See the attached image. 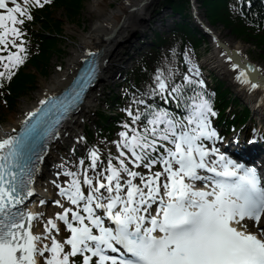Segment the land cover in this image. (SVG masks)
I'll use <instances>...</instances> for the list:
<instances>
[{
  "label": "snow or ice",
  "instance_id": "snow-or-ice-1",
  "mask_svg": "<svg viewBox=\"0 0 264 264\" xmlns=\"http://www.w3.org/2000/svg\"><path fill=\"white\" fill-rule=\"evenodd\" d=\"M49 3L0 0V88L25 62L23 25L33 9ZM222 55L234 61L233 54ZM185 60L191 75L183 74L182 82H175L178 68H157L154 86L133 94L125 109L129 120L114 142L116 156L109 152L105 162L92 148L78 165L56 173L69 178L66 186L57 184L68 206L54 201L62 211L45 221L43 233L32 230L42 217L21 206L33 195L39 163L84 88L73 103L41 100L17 135L0 139V264H264V229L253 233L243 223L259 224L264 217V186L254 168L216 146L221 137L211 117L217 113L193 87L202 89L203 81L193 78L199 70ZM232 68L240 69L238 81L258 87L250 76L254 68L235 61ZM94 77L90 72L89 81ZM155 97L182 112L158 105ZM58 222L69 233L63 241Z\"/></svg>",
  "mask_w": 264,
  "mask_h": 264
},
{
  "label": "bare ground",
  "instance_id": "bare-ground-1",
  "mask_svg": "<svg viewBox=\"0 0 264 264\" xmlns=\"http://www.w3.org/2000/svg\"><path fill=\"white\" fill-rule=\"evenodd\" d=\"M158 0H103L98 1L90 5L85 12V15L88 13L89 22H93V26L87 27L81 31L74 30L72 28L68 29V32L72 36H77L79 49L82 51H95L100 50L101 59L104 61L102 68V73L100 74L99 81L96 85V90L93 93H90L87 97L86 103L79 109L78 113L70 118V120L65 124L63 131L61 132L60 139L57 140L55 148L59 149L61 144L67 142L73 135V133L83 127L89 118L90 113V104L97 101L94 93H97L101 90V86L106 84H113L112 76L116 70L123 69L126 66L124 63L125 56L133 48V42L131 41L135 33L139 32L144 36V30L147 29V24L153 19L150 8L153 7ZM117 3V7L114 9V4ZM144 4V5H143ZM87 21V20H85ZM119 26V27H118ZM118 27V29H116ZM214 40L223 41L227 47L231 50L240 51L241 55L245 58H248L246 55L247 50H249L246 44L241 40H237L231 34L224 29H211ZM228 35V36H227ZM79 50L74 51V55L70 57L68 61L67 68L70 67V62L74 56L79 54ZM223 51L217 48H214L211 53V60L218 63L219 73L229 79L232 82L234 77L231 72L226 68L227 59L226 56L222 55ZM231 64H229L230 66ZM78 65H76L77 67ZM124 66V67H123ZM262 73L264 74V65L258 64ZM119 69V70H120ZM71 70L70 68L67 69ZM72 72H75V67L72 68ZM66 75L65 73L56 74L52 77L51 82L43 83L40 90L38 91V97L47 96V94L60 92L66 84L68 85L71 81L72 76L67 77V81L62 78ZM60 84V85H59ZM59 85V86H58ZM48 87V88H47ZM54 89V91H52ZM238 90V89H237ZM241 92V90H239ZM109 100L112 99V96L108 97ZM28 101L24 100L19 104L21 108L19 113L27 111L32 105L25 104ZM89 103V105H88ZM24 104V106H22ZM16 114V113H15ZM1 120V119H0ZM19 120V119H18ZM14 119V115L10 117L9 123L4 127V130H12L17 128V122ZM99 124V127H105L104 121H92ZM91 122V123H92ZM50 159L47 158L44 160L43 171L37 174L35 183L36 192L40 188L39 183L43 179V172L48 169L50 165ZM47 173V172H46Z\"/></svg>",
  "mask_w": 264,
  "mask_h": 264
},
{
  "label": "trees",
  "instance_id": "trees-1",
  "mask_svg": "<svg viewBox=\"0 0 264 264\" xmlns=\"http://www.w3.org/2000/svg\"><path fill=\"white\" fill-rule=\"evenodd\" d=\"M171 1V0H170ZM183 1V0H179ZM204 6L208 12L209 18L211 23L217 24L218 22L222 21L226 24H230V22L227 19H223L221 15V9L222 7L219 5L218 1H210V0H204ZM58 7H63L68 10V13L71 15L76 16L78 14V11L82 9L83 7V0H60ZM77 17V16H76ZM56 33L60 35L61 32V24L59 22H56L55 24ZM235 33L239 37H243L247 42H254L259 47L264 48V35L258 34L255 29L249 28L245 29L243 26L235 27ZM46 31H49L48 28ZM42 38L44 39V49L41 56L37 57L33 64L35 66H46L51 58L53 57L55 52H58L59 49H57L58 46V40L54 36V33L50 32L49 37L43 35ZM55 51V52H53ZM35 76H27V75H21L14 85V90L16 92H21L22 90H26V86L28 84H35ZM222 94H225V92H222Z\"/></svg>",
  "mask_w": 264,
  "mask_h": 264
},
{
  "label": "rangeland",
  "instance_id": "rangeland-1",
  "mask_svg": "<svg viewBox=\"0 0 264 264\" xmlns=\"http://www.w3.org/2000/svg\"><path fill=\"white\" fill-rule=\"evenodd\" d=\"M98 1H103V0H85L83 3V11H82V14L81 16L76 19V20H72L70 22L66 21L65 17H64V13L60 10H57L55 13H54V16L55 18H62L63 20V23H64V27H63V33H62V37L64 39H62L61 41V45H62V49L64 52L67 53V57H59V56H56L52 59L51 63H50V66H49V69H48V72H49V77L48 78H42V77H39V80H38V89L39 90V87L43 84V83H49L51 82V79L54 75H56L58 73V70H57V66L60 64V63H63V62H67L68 61V57L69 55L74 51V49H77V46L78 44L76 43V41L78 40L77 36H72L69 32H68V29L69 28H72L74 30H78V31H81L85 28V26H87L88 28L93 26V22H89V17H88V13L85 15V12L87 11L88 7L90 5H92L93 3H96ZM163 3V0H160V2L158 4H162ZM114 9L117 7V3L114 4ZM155 11H156V8H155ZM201 11V14H202V18L204 20H207V17L202 10ZM87 20V21H85ZM217 30L219 29H224L223 27H217L216 28ZM225 30V29H224ZM228 36V35H227ZM231 36V35H230ZM61 38V37H59ZM135 40V39H134ZM60 42V41H59ZM137 42V41H135ZM247 48L249 49L248 53L250 55V58L258 63H261L264 65V55H260L261 53L259 52V48L257 47H254L253 45H249V44H246ZM262 50V49H261ZM60 62V63H58ZM235 88H233L234 90ZM36 92H32V93H29L27 95H25L22 100L20 99L16 105V107L10 111H2V115L4 117H8L10 116L11 114L15 113V112H19L20 111V108H19V104L21 101L23 100H26V101H30L32 102L33 99H35V95H36ZM18 109V110H17Z\"/></svg>",
  "mask_w": 264,
  "mask_h": 264
}]
</instances>
